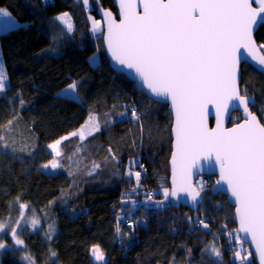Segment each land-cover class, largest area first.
I'll return each mask as SVG.
<instances>
[{"label":"trees","instance_id":"trees-1","mask_svg":"<svg viewBox=\"0 0 264 264\" xmlns=\"http://www.w3.org/2000/svg\"><path fill=\"white\" fill-rule=\"evenodd\" d=\"M90 2L91 14L80 0H0V8L25 24L0 36L9 79L8 90L0 93V135L17 149L12 154L0 148V222L19 217L21 203L41 222L39 230L22 227L23 247L0 251V264H27L25 255L33 256L36 264H52L49 248L58 253L56 264H95L90 249L96 244L108 264H239L233 252L240 239L229 236L238 234L235 208L227 196L214 195L215 178H207L214 185L205 192L199 187L205 194L196 210L175 205L172 197L157 205L164 200L162 189L171 191L172 114L167 105L153 101L138 84L113 70L103 37L93 34L90 16H98L101 9L116 12L114 2ZM63 13L73 20L72 32L56 19ZM256 40L264 44V27ZM73 81L78 82L80 104L88 116L91 111L100 118L101 130L82 143L79 138L64 141L63 171L48 174L42 165L54 156L45 142L75 126L59 97ZM245 89L256 99L252 111L264 122V74L250 65L243 66L242 94ZM132 107L140 114L139 124L130 111L125 118L117 115ZM105 113L112 116L109 125L103 123ZM9 120L11 130L2 127ZM240 121L236 113L230 126ZM133 160L138 163L132 165ZM93 163L100 168L89 175ZM128 170L141 171L139 186ZM149 198L156 206L145 205ZM49 225L55 232L51 239L46 236ZM213 245L221 257L205 251Z\"/></svg>","mask_w":264,"mask_h":264},{"label":"snow or ice","instance_id":"snow-or-ice-1","mask_svg":"<svg viewBox=\"0 0 264 264\" xmlns=\"http://www.w3.org/2000/svg\"><path fill=\"white\" fill-rule=\"evenodd\" d=\"M82 3L87 5L88 0H82ZM254 3L257 6L254 7ZM119 10V21L111 11L104 13L107 18L105 39L112 58L119 65L133 70L151 94L169 99L174 112L172 189L171 192L164 190L165 199L169 195L176 197L179 192H184L195 202L200 191L192 186V168L197 161L214 160L220 173L216 183L227 185V190L237 204L239 229L236 232L250 235L260 264H264V122L249 107L256 106L254 97H249L246 89L241 94L239 87L242 60L251 57L264 71V55L257 54L254 39V30L264 27V0H119ZM0 17L4 18L0 20L3 25H16L10 14L2 8ZM56 19L67 26V31H73L68 13ZM92 25L93 32L100 28V22L94 19ZM259 47L264 49V44ZM7 79L0 61V93L5 91ZM63 91L66 99H79L77 81L70 83ZM20 104L24 105L23 99ZM209 105H214L216 110L214 128L208 124ZM230 106L242 108L244 119L226 128L224 120ZM129 111L130 118L139 124L140 114L135 107L130 110L126 108L117 115L125 118ZM261 113L264 115V109H261ZM104 115L103 123L111 124L112 116L108 113ZM12 124L13 120H9L2 127L11 130ZM100 130V118L90 111L80 129L56 139L48 148L55 157H61V144L64 141L78 137L82 143ZM0 148L11 149L12 154L17 151L4 135H0ZM80 150L78 145L76 153ZM108 151L115 160L112 149ZM66 159L71 160L72 157ZM130 163L136 165L138 161ZM42 167L57 169L62 165L59 159L54 158ZM140 167L143 169V165ZM99 168V164L93 163L88 174L92 175ZM127 175L130 180L134 178L137 186L140 185L141 171L128 170ZM132 203L135 205L136 202ZM19 208L20 218L24 219V210L28 205L21 203ZM29 222L35 228L39 220L33 218ZM199 223L208 228L204 221ZM17 227L19 224L9 227L0 222V233H5L7 229L6 234L11 235L14 245L22 246L24 240L17 234ZM131 231L125 235H131ZM116 233L117 236L121 234L119 217ZM54 234V229L49 225L47 238L51 239ZM229 236L240 239L238 234L233 236V233H229ZM5 249V243L0 242V250ZM188 251L191 253V249ZM205 251L217 258L222 256L214 245ZM90 255L95 262L106 264L104 250L99 244L91 247ZM233 255L243 264H248L247 258L252 253L249 251L241 255L240 251H234ZM48 257L52 264H56L58 253L49 248ZM23 259L27 264H36L31 255H25Z\"/></svg>","mask_w":264,"mask_h":264},{"label":"water","instance_id":"water-1","mask_svg":"<svg viewBox=\"0 0 264 264\" xmlns=\"http://www.w3.org/2000/svg\"><path fill=\"white\" fill-rule=\"evenodd\" d=\"M114 2V6L116 8V12L112 11V10H106V9H101L98 11V17L102 20L103 25H104V37H103V45H104V49L106 52V55L108 57V60L110 62L111 67L113 68V70L119 74H123L124 76H126L128 79H130L132 82L138 84L143 90L144 92L147 94V96L152 99L153 101L159 103V104H163V105H167L169 108V111L172 114V118H173V126H172V130H171V136L173 139V152L175 151V147H174V132H173V128H174V112L172 110V106H171V102L169 99L166 98H162V97H156L153 94H151L146 87L142 84V82L135 76V73L133 72V70L131 69H127L125 66L123 65H119L111 56L110 51L107 48V44H106V35H107V18L104 16V13L106 11H111L113 13V15L116 17L117 21H119V19L121 18L119 15V0H113ZM253 6H257V4H253ZM260 27H258L256 30H254V39L256 41L257 44V54L258 55H264V53L262 52L261 48L259 47V44L256 40V34L259 31ZM242 52L244 51L243 49L241 50ZM244 65H250L251 67H253L255 70H257L259 73L264 74V71H261L257 62L253 61L251 59V57H248L245 60H242L240 63V82H239V87L241 89V94H242V77H243V66ZM255 99V98H254ZM235 103V102H233ZM255 104H256V99H255ZM250 108H252L253 106L250 105ZM252 110V109H251ZM215 106L214 105H209V116H208V124L210 128H214L215 124H216V119H215ZM239 113L241 115V122H243L244 119V113H243V109H235L233 107H229V113L228 115L225 117L224 120V126L226 128H231L233 126H230L231 123V119L233 117L234 114ZM258 116V115H257ZM240 122V123H241ZM173 154V153H172ZM173 166L170 160V172H171V179H170V184H171V189H172V175H173ZM200 177H206V178H215L216 181L220 179V173H219V166L217 164H215L214 160H200L197 161V163L193 166L192 168V175H191V183L192 186L194 188H196L198 191L199 189L197 188V181ZM213 193L214 195H218V194H223L225 196L228 197L229 199V203L235 208V222L237 224V229H239V217L236 213V201L235 198L231 196V193L229 190H227V185L225 184H217L215 183L214 187H213ZM172 197V201L175 205L178 206H182L185 207L189 210H196L199 206V204L202 201V195L200 192V196L197 198V200L194 202L191 199V196L187 193L184 192H179L177 194L176 197ZM238 235L240 236V238L242 239V241L244 242V244H246L249 248L250 251L253 255V258L256 262V264H260L259 261V256L258 253L256 252V248H255V244L251 241V237L250 235H247L245 233H238Z\"/></svg>","mask_w":264,"mask_h":264},{"label":"rangeland","instance_id":"rangeland-1","mask_svg":"<svg viewBox=\"0 0 264 264\" xmlns=\"http://www.w3.org/2000/svg\"><path fill=\"white\" fill-rule=\"evenodd\" d=\"M97 1H98V0H97ZM80 2L82 3V0H80ZM99 5H100V4H99ZM84 6H85L86 10H88L89 14H91V13H90V10L93 9V7H94L93 3H91L90 0H88V4H87V5L84 4ZM2 9L6 10V11L10 14V12H9L6 8H2ZM10 16H11V18L16 22V25L13 27V26H5V25H3L2 23H0V36H1L2 34H5V33H7V32H10L11 30L18 29V28H20V27H22V26L25 25V24H23V23L17 21V20L11 15V14H10ZM69 18H70V22H71L72 25H73V30H74L73 20H72V18L70 17V15H69ZM3 19H4L3 17H0V20H3ZM93 19L96 20V21H99V22H100V28H99L96 32H93V34L96 35V37H104V25H103L102 20H101L98 16H96V15H91V16H90L91 26H93V25H92V21H93ZM58 21H59V20H58ZM59 22L62 23V24L66 27V29H67V26H66L62 21H59ZM71 32H72V31H71ZM0 61H2L3 66H4V68H5V71H6V75H7V69H6V64H5V60H4L3 53H2V49H1V44H0ZM98 62H99V58H98V57H96L95 59H93V64H94V65H95L96 63H98ZM7 77H8V75H7ZM5 85H6L5 91L2 92V93H5V92L8 90V88H9V79H7V80L5 81ZM59 97L61 98V101L63 102L64 106L66 107L68 113L74 118L75 126H74V128H72L71 130L65 131V132L59 134L58 136H56V137H54V138H51V139L47 140V141L45 142V145H46L47 147H48L49 144L55 142L56 139H58V138H60V137H62V136H64V135H67L68 133H70V132H72V131H76V130L80 129V127H81V126L87 121V119H88V115H87L86 112L84 111V108H83V106L80 104V102H79L78 99H76V100L66 99V98H65V97H66V93H64V91H62V92L59 94ZM238 114H239V113H238ZM239 115H240V114H239ZM240 118H241V115H240ZM240 122H241V121H240ZM240 122H239V123H240ZM96 133H98V132H96ZM96 133H94L93 135H95ZM93 135H92V136H93ZM90 137H91V136H88L87 139L90 138ZM72 138H78V137H72ZM72 138H71V139H72ZM87 139H85V140H87ZM85 140H84V141H85ZM61 148H62V144H61ZM48 149H49V148H48ZM49 150H50L51 153L53 154L54 158L60 160V163H61L62 167H61V168H57V169H51V168H49V169H44V168L42 167V169H43L46 173H48V174H54V175H55V174H59V173H61V172L63 171L62 156L57 158V157H55V154L52 152V150H51V149H49ZM215 180H216V179H215ZM215 183H216V182H215ZM196 185H197V188H198V189H199V187L202 185V186H203L202 188H203V191H204V189H208V188H210V187H213L214 182H213L212 179H207V178H202V177H201V178L198 179ZM164 190H165V189H162L163 194H164ZM199 191L201 192L200 189H199ZM169 192H171V191H169ZM204 192H205V191H204ZM212 192H213V189H212ZM203 194H205V193H203ZM203 194H202V192H201V195H202V196H203ZM168 201H171V195H169V196L167 197V199H165V197H164L163 202H159V204H157V205L159 206L160 204H162V205H163L164 203L166 204ZM155 203H156V201H151L150 199H148V200H146L145 205H147V204H154V206H156ZM199 205H200V204H199ZM198 207H199V206H198ZM20 217H21V212H20L19 217H17V218L11 217V218H8L6 221H3V222H4L5 224H7L9 227H16V225L19 224V227L16 228V231H17V234L19 235V237H20V230H21L22 227H24L25 225L29 226V227H30L31 229H33V230H39V229L41 228V222H40L38 216L36 215V213H35V212H34L29 206H28L27 209L24 210V219H21ZM33 218L39 220V223L36 225L35 228H33L32 224L29 222V221H30L31 219H33ZM6 233H7V229L5 230V233H0V242L5 243V245H6V249H9L10 246L14 245V241H13L11 235H10V234H6ZM239 237H240V236H239ZM241 245H242V248H241ZM14 246H16L17 248L23 247V245H22V246H21V245H14ZM214 246L216 247V245H214ZM6 249H5V250H6ZM0 251H3V250H0ZM236 251H240V252H241V255H246L247 252L250 251V248H247V247L245 246L244 242L242 241V239L240 238V240H239V241L237 242V244H236ZM250 252H251V251H250ZM92 259H93V257H92ZM237 259H238V263H239V264H243V262H242L239 258H237ZM247 259H248V264H252L253 255L250 256V257H248ZM93 261H94V259H93ZM105 262H106V264H108V262H109L108 257H107L106 255H105ZM94 263H95V264H100V262H95V261H94Z\"/></svg>","mask_w":264,"mask_h":264},{"label":"bare ground","instance_id":"bare-ground-1","mask_svg":"<svg viewBox=\"0 0 264 264\" xmlns=\"http://www.w3.org/2000/svg\"><path fill=\"white\" fill-rule=\"evenodd\" d=\"M50 1V0H49ZM201 178V177H200ZM202 178H206V177H202ZM178 206V205H177Z\"/></svg>","mask_w":264,"mask_h":264},{"label":"built area","instance_id":"built-area-1","mask_svg":"<svg viewBox=\"0 0 264 264\" xmlns=\"http://www.w3.org/2000/svg\"><path fill=\"white\" fill-rule=\"evenodd\" d=\"M128 225L130 226V225H131V223H128Z\"/></svg>","mask_w":264,"mask_h":264}]
</instances>
